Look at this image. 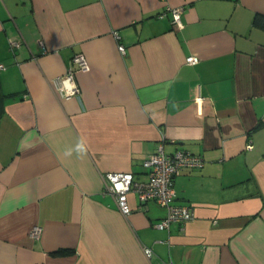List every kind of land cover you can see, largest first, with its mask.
<instances>
[{
  "label": "crops",
  "instance_id": "1",
  "mask_svg": "<svg viewBox=\"0 0 264 264\" xmlns=\"http://www.w3.org/2000/svg\"><path fill=\"white\" fill-rule=\"evenodd\" d=\"M167 2L181 28L163 0H0V264H264V0ZM159 142L204 160L174 176L194 217L169 229L157 202L129 193L123 215L103 189L145 180Z\"/></svg>",
  "mask_w": 264,
  "mask_h": 264
},
{
  "label": "built area",
  "instance_id": "2",
  "mask_svg": "<svg viewBox=\"0 0 264 264\" xmlns=\"http://www.w3.org/2000/svg\"><path fill=\"white\" fill-rule=\"evenodd\" d=\"M164 1V9L157 14L162 18L167 13L170 14L171 22L177 28L182 27L181 14L183 6L170 5L167 0ZM20 43L13 40L11 47H17ZM39 47L44 50L45 46L41 40L38 42ZM119 51L124 54L125 47L118 44ZM72 61L77 64L78 69H85L87 61L80 53H75ZM186 61L195 64L197 59L189 56ZM5 66L0 63V70ZM55 90L61 97L78 95V88L74 80V69L69 67L65 73L58 75L52 80ZM67 85V86H66ZM198 98H201L198 95ZM163 142H159L156 150L150 154L144 161L143 165L147 168V177L145 180H135L132 172L108 171L103 174V189L113 195L118 209L123 215H128L132 208L128 203V194L135 193L142 204L148 201H155L166 210L165 215L155 222V226L162 229H169L172 223H184L193 219L194 210L188 205H174L172 201L176 196L173 185V179L176 174L184 169H199L203 165V157L193 153L183 147H178L171 153L164 150ZM251 148V145H248ZM41 228L35 226L32 230V236L37 238L41 233ZM144 254L150 258L152 250L144 247Z\"/></svg>",
  "mask_w": 264,
  "mask_h": 264
},
{
  "label": "trees",
  "instance_id": "3",
  "mask_svg": "<svg viewBox=\"0 0 264 264\" xmlns=\"http://www.w3.org/2000/svg\"><path fill=\"white\" fill-rule=\"evenodd\" d=\"M256 17H257L256 18V20H257L259 18V16H256ZM71 252H72V249H70V248H60V249L56 250L54 253L59 254V255H64V254L71 253Z\"/></svg>",
  "mask_w": 264,
  "mask_h": 264
}]
</instances>
